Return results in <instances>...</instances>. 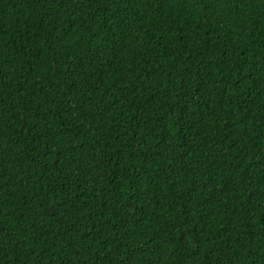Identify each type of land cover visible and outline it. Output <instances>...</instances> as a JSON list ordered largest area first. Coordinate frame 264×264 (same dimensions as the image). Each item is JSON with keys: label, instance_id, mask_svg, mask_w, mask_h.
<instances>
[{"label": "trees", "instance_id": "obj_1", "mask_svg": "<svg viewBox=\"0 0 264 264\" xmlns=\"http://www.w3.org/2000/svg\"><path fill=\"white\" fill-rule=\"evenodd\" d=\"M0 264H264V0H0Z\"/></svg>", "mask_w": 264, "mask_h": 264}, {"label": "snow or ice", "instance_id": "obj_2", "mask_svg": "<svg viewBox=\"0 0 264 264\" xmlns=\"http://www.w3.org/2000/svg\"><path fill=\"white\" fill-rule=\"evenodd\" d=\"M218 3V0H210V4L215 6Z\"/></svg>", "mask_w": 264, "mask_h": 264}]
</instances>
